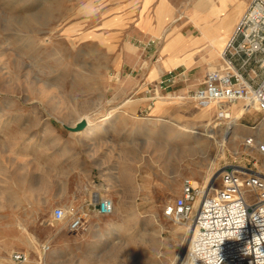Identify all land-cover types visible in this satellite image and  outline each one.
<instances>
[{
	"label": "rangeland",
	"instance_id": "1",
	"mask_svg": "<svg viewBox=\"0 0 264 264\" xmlns=\"http://www.w3.org/2000/svg\"><path fill=\"white\" fill-rule=\"evenodd\" d=\"M124 1L0 0V230L10 237L0 240V264H15L10 257L14 243L28 255L25 264H179L183 259L189 224L173 223L162 209L180 195L185 179L204 184L196 177L201 168L205 177L216 145L202 138V150L189 152L178 164L172 161L167 175L161 166L167 165L169 153L193 146L191 139H173L180 128L203 130L212 122L208 128L218 131L219 141L225 127L213 122L212 108L198 109L187 98L209 67L201 75L199 68H161L158 41L143 50L142 39L127 38V23L117 14ZM191 3L180 0L178 16L183 12V17L175 25L190 17ZM161 9L169 15L167 7ZM140 19V28H147L148 18ZM215 59L213 68L219 53ZM166 79L176 82L164 91ZM142 100L147 107L165 101L168 107L155 117L139 115ZM124 113L145 119L141 122L149 125V134H143L142 126L126 127L118 119ZM205 114L210 120L201 118ZM85 116L90 120L86 129L101 128L78 145L79 134L63 125L72 127ZM260 118L254 111L237 118L240 138L225 140L214 171L231 164L264 173V155L244 142L255 133L264 137ZM142 142L144 151L139 150ZM123 144L128 158L139 161L145 154L133 174L144 179L138 185L150 190V198H128L116 182L124 153L118 146ZM174 171L181 175L175 177ZM89 175L115 210L108 216L89 213L85 230L70 232L67 218L55 221L52 212L74 205L66 189ZM176 187L179 193L173 192ZM48 242L42 253L40 247ZM181 246V259L175 262Z\"/></svg>",
	"mask_w": 264,
	"mask_h": 264
},
{
	"label": "built area",
	"instance_id": "2",
	"mask_svg": "<svg viewBox=\"0 0 264 264\" xmlns=\"http://www.w3.org/2000/svg\"><path fill=\"white\" fill-rule=\"evenodd\" d=\"M219 65L208 70L202 83L187 95L198 109L215 107L213 122L227 127L229 104H239L243 117L249 110L264 122V0H250L219 55ZM163 84V82H161ZM248 145L253 137L246 139ZM264 155V143L259 144ZM96 213L108 216L113 202L94 195ZM173 223L189 224L187 249L179 264H264V173L247 167L223 165L205 184L185 179L181 193L163 209ZM55 221L67 218V229L78 231L84 219L78 209L57 207ZM49 249L41 246L42 253ZM15 264L28 255L11 254Z\"/></svg>",
	"mask_w": 264,
	"mask_h": 264
},
{
	"label": "crops",
	"instance_id": "3",
	"mask_svg": "<svg viewBox=\"0 0 264 264\" xmlns=\"http://www.w3.org/2000/svg\"><path fill=\"white\" fill-rule=\"evenodd\" d=\"M187 1L189 3L192 1L189 6L191 13L190 17H185V21L181 25H175L176 22L183 17V12L178 16L180 0H125L124 2L118 3L119 9H117V14L122 22L127 23L125 29L127 38L130 40L142 39L140 44L141 46L143 45V50L148 48L147 44L149 42L154 40L158 41V54L159 56L162 55V58L164 59L161 68L166 71L175 69L187 71L199 68L201 75L205 68L209 67V70L213 69V66L211 65L216 60V54L222 50L226 40L232 32L231 29L234 23L239 20L242 15L243 6L248 0ZM163 6L169 9V15L165 16V10L161 9L159 11ZM140 16L148 18L147 22L149 23V26L145 29H142L139 26L141 20ZM227 23H229V27L227 30H223V25ZM149 35L160 39L163 38L164 40L161 42L158 39H151ZM174 56L175 58H173ZM175 82V80L166 79L164 81L165 86L162 88L166 91L168 88L172 87ZM182 89L183 88L180 90ZM142 101L143 102L137 107V113L139 115H143L145 112L146 115L155 117L166 111L168 107L166 101L155 106L152 104L149 107H147L144 102L145 100ZM130 102L132 101L130 100L127 103ZM211 112H214V110L210 111V113ZM208 114H205V116L201 118L206 119ZM120 118L125 120L126 127H133L132 130H136L139 126H142L143 134H145V132L149 134V125L144 124L145 122H141L145 119L139 118L136 120L129 113H124L122 116H118V119ZM84 141H86V143L88 142L87 139ZM81 142H83V140H77L78 145ZM128 149L129 148L124 144L118 146V150L124 153L119 156V165H117L118 168L116 169L119 174L116 182L120 184V189L123 193H126L128 198H150V190L147 191L144 189L145 191H143L138 185L140 182L143 183L142 181L144 179L138 180L136 176H134V174H136L134 173L136 168L143 166L145 162V154L142 153L140 160L138 159L139 161H135L134 158L131 159L132 157L128 158ZM139 150H146L144 142L140 143ZM84 162L86 161L84 160ZM203 170L204 169L201 168L196 177L200 182L204 180L202 174L204 172ZM77 182L78 183H76L75 187H70L66 190L74 202V206L78 209L84 219L83 226L76 231L80 232L85 230L86 227L84 216L89 213H96V204L93 200L94 195L103 197L102 195L104 194V191L101 187H98V183H95L90 175L85 179L80 178ZM136 186L137 189H135ZM143 187L144 186H142V189ZM173 192L179 193V188L176 187ZM65 221L66 220L60 222L63 223ZM14 238L16 240L17 236L15 235ZM6 239H10V237L2 235L0 230V240L2 241ZM46 245L49 247V242ZM23 251L21 245L14 243L12 253H24Z\"/></svg>",
	"mask_w": 264,
	"mask_h": 264
},
{
	"label": "bare ground",
	"instance_id": "4",
	"mask_svg": "<svg viewBox=\"0 0 264 264\" xmlns=\"http://www.w3.org/2000/svg\"><path fill=\"white\" fill-rule=\"evenodd\" d=\"M238 22V21H237ZM229 27V23L223 25V30H227V28ZM233 31V30H232ZM231 34V33H230ZM186 44V43H185ZM222 51V50H221ZM221 51L219 52V55L221 53ZM210 65V64H209ZM233 106H236L237 109H233ZM226 108H229L232 113H234V116L232 117V119L229 121L228 126L225 127V131H223V133H221V139L218 141L216 138V134H217V130L213 129V128H208L209 124H211L212 122H207V124L203 127V130H200L199 128H180L179 130H177L176 132H174L175 135H173L172 137H174L173 139H178L180 138V140L183 138L185 139H191L194 143L193 146L189 149V148H185V149H178V151H176L175 153H169L168 156L165 157V160L167 161V165L164 164L161 166V170L163 174L167 175V173L169 172V167H171L172 161H175V163H179L182 161L183 156L187 155L189 152L194 151V150H202V144L203 146L206 145V143H204L203 140H201L202 138H205L206 140H209L211 142H213L216 145V151L213 155V159L211 164H209V166L206 168V175L203 178V182L204 184L206 182H208V180L211 178V176L215 173L214 171V166L216 163L215 161L221 157L224 153V145L227 141V138H229V142H235L237 139L240 138V135L237 131V123L236 120L239 116H241L242 114V108L240 107L239 104H229L225 106ZM213 109L214 111L216 110L215 107H209L206 108L210 111V109ZM250 111H254V110H249ZM255 112V111H254ZM252 113V112H251ZM1 117V116H0ZM84 119L87 122V125L90 126V120L88 117H81L79 120ZM207 120H210L209 115H207L206 117ZM261 126H264V122L260 123ZM75 125V124H74ZM73 127V126H72ZM105 128H107L106 126H104ZM114 127L111 125H108V128H112ZM88 128V127H87ZM101 127H96V128H91V129H84L82 132L78 133V140H81L82 138H89L91 136H95L98 131L100 130ZM103 128V127H102ZM104 128V129H105ZM220 131V130H219ZM172 132V131H171ZM253 137V143L248 145L246 143V139H244L245 142V146H257V150L260 151L259 149V144L264 143V137L261 138V135H259L258 133H255ZM226 138V139H225ZM226 140V141H225ZM190 150V151H189ZM201 155V154H200ZM206 159V158H205ZM161 173V172H160ZM161 173V174H162ZM173 175L175 177H178V175L180 176V172L178 171H174ZM173 176V177H174ZM192 181V180H191ZM193 182V181H192ZM193 185H195L193 183ZM114 209V205L112 207V212ZM118 228V227H117ZM187 232H189V226H187ZM191 235V232H189ZM186 237V236H185ZM184 241V240H183ZM136 245V244H135ZM184 249V248H183ZM181 254H182V246L179 249V252L175 258V262L180 261L181 259ZM174 262V263H175Z\"/></svg>",
	"mask_w": 264,
	"mask_h": 264
},
{
	"label": "water",
	"instance_id": "5",
	"mask_svg": "<svg viewBox=\"0 0 264 264\" xmlns=\"http://www.w3.org/2000/svg\"><path fill=\"white\" fill-rule=\"evenodd\" d=\"M63 127L72 133H80L88 127L86 120H79L73 127L63 125Z\"/></svg>",
	"mask_w": 264,
	"mask_h": 264
}]
</instances>
